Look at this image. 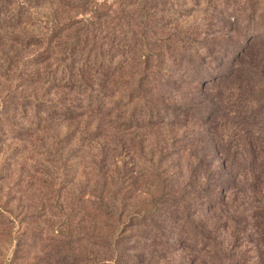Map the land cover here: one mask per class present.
Here are the masks:
<instances>
[{"label": "rangeland", "instance_id": "374dc122", "mask_svg": "<svg viewBox=\"0 0 264 264\" xmlns=\"http://www.w3.org/2000/svg\"><path fill=\"white\" fill-rule=\"evenodd\" d=\"M5 8L0 264H264V0Z\"/></svg>", "mask_w": 264, "mask_h": 264}, {"label": "trees", "instance_id": "16d2710c", "mask_svg": "<svg viewBox=\"0 0 264 264\" xmlns=\"http://www.w3.org/2000/svg\"><path fill=\"white\" fill-rule=\"evenodd\" d=\"M37 2V0H23L22 2H18V1H10V0H0V7H3V6H6L5 9H10V7H13L15 5V3H17V6L14 8V11L12 12L11 9L9 10V13L8 16L6 18H3L2 20L3 21H8V25L7 26H14V25H17L19 24L20 22H24L25 21V18L26 17H29V13H30V9H31V6ZM14 13V14H13ZM1 14V13H0ZM30 19V18H29ZM58 27H53L51 32L53 33H63L65 31H67L69 28L66 27V28H58L60 30L56 31L54 29H56ZM52 35V36H53ZM53 37H57L56 36H53ZM77 45L78 43L76 44V51H77ZM82 48H79L78 51H81ZM71 51V50H70ZM71 53H74L73 51L69 53V62H73L71 60V56L72 54ZM46 55V54H45ZM50 54H47V57H45V59L49 58ZM68 60H62V69L61 71L63 72V76H66V72H67V77H68V81H72L73 82V75H74V66L73 64H69ZM94 69H97L96 67V64L94 62ZM78 71H84L83 70V63L80 65L79 68H77ZM95 76H96V71L94 72ZM70 79V80H69Z\"/></svg>", "mask_w": 264, "mask_h": 264}]
</instances>
